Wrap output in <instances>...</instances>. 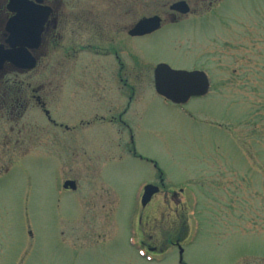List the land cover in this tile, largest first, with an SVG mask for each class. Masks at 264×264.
Here are the masks:
<instances>
[{"label":"rangeland","instance_id":"374dc122","mask_svg":"<svg viewBox=\"0 0 264 264\" xmlns=\"http://www.w3.org/2000/svg\"><path fill=\"white\" fill-rule=\"evenodd\" d=\"M190 6L141 54L151 69H207L209 95L173 105L146 77L132 140L96 124L75 161L66 145L0 161V264H264V0ZM152 162L163 185L141 207Z\"/></svg>","mask_w":264,"mask_h":264},{"label":"flooded vegetation","instance_id":"af4514ba","mask_svg":"<svg viewBox=\"0 0 264 264\" xmlns=\"http://www.w3.org/2000/svg\"><path fill=\"white\" fill-rule=\"evenodd\" d=\"M178 2L186 13L171 8ZM192 12L190 0H0V161L32 147L59 154L64 145L75 161L80 132L96 124L115 129L119 140L129 130L132 140L127 112L141 96L134 83L154 81L160 64L150 68L140 42L183 26ZM145 21H157V29L135 33ZM210 90L211 80L208 94L189 102Z\"/></svg>","mask_w":264,"mask_h":264},{"label":"water","instance_id":"95a60500","mask_svg":"<svg viewBox=\"0 0 264 264\" xmlns=\"http://www.w3.org/2000/svg\"><path fill=\"white\" fill-rule=\"evenodd\" d=\"M172 9L186 13L188 8L184 2L175 3ZM151 25V26H148ZM157 21H145L137 26L135 33L145 35L152 30L157 29ZM20 55V54H18ZM209 79L201 71L173 70L167 64H159L154 72V87L157 94L164 97L174 104H185L192 97H201L207 94L209 90ZM64 189H76L74 181H66L63 184ZM159 191L158 187L147 185L141 198V205L144 207L150 201L152 196Z\"/></svg>","mask_w":264,"mask_h":264}]
</instances>
